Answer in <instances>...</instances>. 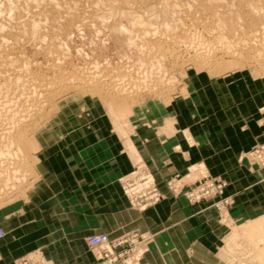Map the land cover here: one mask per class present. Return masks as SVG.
I'll return each mask as SVG.
<instances>
[{
	"label": "rangeland",
	"instance_id": "rangeland-1",
	"mask_svg": "<svg viewBox=\"0 0 264 264\" xmlns=\"http://www.w3.org/2000/svg\"><path fill=\"white\" fill-rule=\"evenodd\" d=\"M233 72L264 79V0H0V205L24 195L60 125L110 124L122 137L135 110L184 95L197 78ZM238 161L264 170V142ZM208 181L222 188L190 194ZM227 187L193 165L168 176L162 191L138 159L117 178L139 213L170 199L210 211L227 229L217 245L221 264H264V228L244 229L264 220V192L250 198L254 213L237 217ZM106 237L125 240L115 264H140L153 234Z\"/></svg>",
	"mask_w": 264,
	"mask_h": 264
},
{
	"label": "crops",
	"instance_id": "crops-1",
	"mask_svg": "<svg viewBox=\"0 0 264 264\" xmlns=\"http://www.w3.org/2000/svg\"><path fill=\"white\" fill-rule=\"evenodd\" d=\"M59 131L24 195L0 205V264H91L88 235L128 230L153 234L140 264H221L217 245L227 229L210 211L181 199L143 213L129 208L117 178L137 159L162 191L168 176L193 165L224 178L236 199L232 216L254 213L250 198L264 192V170L238 161L264 142V79L245 73L197 78L184 95L148 103L129 117L122 137L94 122Z\"/></svg>",
	"mask_w": 264,
	"mask_h": 264
},
{
	"label": "built area",
	"instance_id": "built-area-1",
	"mask_svg": "<svg viewBox=\"0 0 264 264\" xmlns=\"http://www.w3.org/2000/svg\"><path fill=\"white\" fill-rule=\"evenodd\" d=\"M212 185L218 189L222 188L220 183H211L208 181L205 185H201L197 189L190 192L196 195H204V189L208 186ZM209 186V187H212ZM147 187L142 188V195H144L145 189ZM214 188V187H212ZM153 192V196L157 195L155 189H151ZM148 192V191H147ZM3 231L0 229V238L3 236ZM125 240L117 241V242H110L106 235H93L86 239V246L87 248L93 253L95 256V261L91 264H115L116 261L120 260L123 256V252L118 251V248L124 244ZM17 264H26L25 262H20Z\"/></svg>",
	"mask_w": 264,
	"mask_h": 264
},
{
	"label": "bare ground",
	"instance_id": "bare-ground-1",
	"mask_svg": "<svg viewBox=\"0 0 264 264\" xmlns=\"http://www.w3.org/2000/svg\"><path fill=\"white\" fill-rule=\"evenodd\" d=\"M2 47V46H1ZM1 52H3V51H1ZM60 76V75H59ZM38 77V76H37ZM58 77V76H57ZM55 78V77H54ZM61 78V77H60ZM64 79H66V78H64ZM51 81V80H50ZM57 81H58V79H57ZM3 82V81H2ZM32 84V83H31ZM37 84V83H36ZM56 84H57V82H56ZM76 84V83H75ZM49 86H51V84H48ZM72 85V84H71ZM33 86V85H32ZM37 87H40V86H37ZM132 87V86H131ZM17 88V87H16ZM33 88H34V86H33ZM46 88V87H45ZM59 88V87H58ZM135 88V87H134ZM137 89V88H136ZM50 90V89H49ZM53 90V89H52ZM131 90V89H130ZM51 91V90H50ZM48 92V91H47ZM37 93V92H36ZM5 94V93H4ZM3 94V95H4ZM51 94V93H50ZM6 95V94H5ZM42 95V94H41ZM35 96V95H34ZM53 96V95H52ZM49 97V96H48ZM51 97V96H50ZM20 98V97H19ZM22 98V97H21ZM53 98V97H52ZM38 99V98H37ZM42 99V98H41ZM40 100V99H39ZM42 100H44V99H42ZM23 104V103H22ZM27 104V103H26ZM25 104V105H26ZM40 105H41V102H40ZM31 106V105H30ZM37 107V106H36ZM49 107V106H48ZM35 115V114H34ZM1 116V115H0ZM32 116V115H31ZM11 117V116H10ZM3 118V117H2ZM5 118V117H4ZM29 118V117H28ZM9 119V118H8ZM13 119H15V118H13ZM1 120V119H0ZM29 120V119H28ZM1 122V121H0ZM30 122V121H29ZM18 123L19 122H17L16 124L18 125ZM22 124V123H21ZM25 125V124H24ZM23 125V126H24ZM3 127V126H2ZM6 128V127H5ZM4 128V129H5ZM13 128V127H12ZM6 131V130H5ZM8 133V132H7ZM1 137V136H0ZM18 139H19V137H18ZM17 140V139H16ZM4 142V141H3ZM5 154V153H4ZM10 155V154H9ZM11 156V155H10ZM13 157V156H12ZM12 162V161H11ZM5 164H7V163H5ZM3 167V166H2ZM11 171H14V170H11ZM21 172V171H20ZM12 173V172H11ZM7 175V174H6ZM14 176V175H13ZM4 177V176H3ZM0 180H1V177H0ZM5 180V179H4ZM2 187H4V186H2ZM0 189H1V187H0ZM8 189V188H7ZM4 190H5V188H4ZM3 190V191H4ZM1 191V190H0ZM9 191V190H8ZM256 228H257V230H259V228L261 229V228H264V220H262V221H255L254 222V224H252V223H249L248 225H245L244 226V229H246V231L247 232H251V231H253V230H256ZM245 231V232H246ZM262 249L263 248H261V251H262ZM260 251V252H261ZM258 255V254H257ZM264 260V259H263Z\"/></svg>",
	"mask_w": 264,
	"mask_h": 264
}]
</instances>
